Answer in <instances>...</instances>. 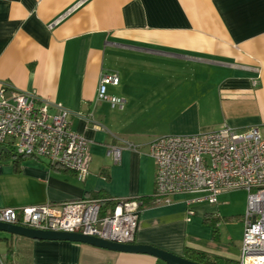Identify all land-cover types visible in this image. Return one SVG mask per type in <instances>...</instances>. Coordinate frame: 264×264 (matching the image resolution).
<instances>
[{"label":"crops","instance_id":"1","mask_svg":"<svg viewBox=\"0 0 264 264\" xmlns=\"http://www.w3.org/2000/svg\"><path fill=\"white\" fill-rule=\"evenodd\" d=\"M102 73L119 76L107 91L126 100L122 108L97 98ZM1 82L36 93L51 113L70 112L71 129L89 142V173L79 180L44 157H15L0 163V208L133 198L140 202L134 243L239 260L246 209L231 206L234 190L216 204L197 200L203 193L152 203L149 145L224 126L264 135V0H0ZM122 141L136 147L121 149L116 161L107 150ZM22 239L18 264H165L148 254Z\"/></svg>","mask_w":264,"mask_h":264},{"label":"built area","instance_id":"2","mask_svg":"<svg viewBox=\"0 0 264 264\" xmlns=\"http://www.w3.org/2000/svg\"><path fill=\"white\" fill-rule=\"evenodd\" d=\"M116 73H102L97 98L112 108L126 100L108 93L117 86ZM70 112L49 105L34 92L15 90L0 83V146H10L19 156L44 157L51 164L75 173L79 180L89 173L88 140L71 129ZM130 142L110 146L118 161L121 149H134ZM149 154L156 165L155 193L158 202L173 194L203 193L197 200L216 204L224 192L246 191L242 217L241 256L234 264H264V135L256 127L236 130L224 126L214 131L187 135H163L153 139ZM140 202L115 200L113 209L101 215L99 199H80L23 207H1L0 222L41 230L79 232L117 243L134 241ZM0 264L5 263L0 259Z\"/></svg>","mask_w":264,"mask_h":264},{"label":"water","instance_id":"3","mask_svg":"<svg viewBox=\"0 0 264 264\" xmlns=\"http://www.w3.org/2000/svg\"><path fill=\"white\" fill-rule=\"evenodd\" d=\"M8 152L9 150L6 146H0V156L3 153ZM0 232L8 234L10 237H24L37 241H69L88 244L111 251L134 254H148L164 262L165 264H198L180 255L168 252L150 244H141L134 242L117 243L79 232L41 230L9 224L6 222H0Z\"/></svg>","mask_w":264,"mask_h":264},{"label":"trees","instance_id":"4","mask_svg":"<svg viewBox=\"0 0 264 264\" xmlns=\"http://www.w3.org/2000/svg\"><path fill=\"white\" fill-rule=\"evenodd\" d=\"M9 152L8 153H3L0 156V163H6L8 162L10 159L13 162H17L19 159H16L15 157H23V156H19L17 155L12 147L8 146L7 147ZM52 166H57L55 164H53ZM94 198H97L100 200V209H101V215L105 214V209L106 208H113L114 206V200L108 198L105 195H95ZM141 201L144 202L143 198H140ZM156 198L154 197L152 199V203H156ZM3 239L6 242V251H7V257L9 258V260H14V252L16 251L13 247V237L8 238L7 236L3 237ZM184 258L196 262L198 264H232V262L220 255L217 254H211L208 253L204 250H200V249H195V248H190V247H186L184 249V253L183 256Z\"/></svg>","mask_w":264,"mask_h":264},{"label":"rangeland","instance_id":"5","mask_svg":"<svg viewBox=\"0 0 264 264\" xmlns=\"http://www.w3.org/2000/svg\"><path fill=\"white\" fill-rule=\"evenodd\" d=\"M230 204L234 209H240L247 205V200H246V193L241 190H234L231 193V199H230ZM7 236L10 238V236L4 232H0V259L5 262V263H13V264H18V261L14 260H9L7 257V251H6V242L3 239V237ZM22 237H13V247L14 249H21L20 245H22Z\"/></svg>","mask_w":264,"mask_h":264}]
</instances>
